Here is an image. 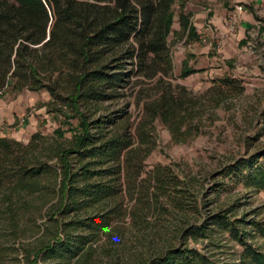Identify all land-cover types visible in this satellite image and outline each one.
<instances>
[{"label":"trees","instance_id":"16d2710c","mask_svg":"<svg viewBox=\"0 0 264 264\" xmlns=\"http://www.w3.org/2000/svg\"><path fill=\"white\" fill-rule=\"evenodd\" d=\"M185 5L0 0V95L46 91L49 111L71 133L64 139L61 126L27 142L0 136V264L8 241L30 234L38 245L20 248L31 264H91L98 249L106 264H219L215 253L229 241L240 249L236 264H264L254 243L256 235L264 239V220L212 209L194 175L145 165L158 144L156 124L176 135L192 114L184 109V88L171 85L169 37L196 35ZM198 71L185 62L178 76ZM215 81L242 92L229 76ZM258 158L212 174L220 180L211 192L225 189L224 178L264 190ZM150 214L162 218L161 226Z\"/></svg>","mask_w":264,"mask_h":264},{"label":"rangeland","instance_id":"374dc122","mask_svg":"<svg viewBox=\"0 0 264 264\" xmlns=\"http://www.w3.org/2000/svg\"><path fill=\"white\" fill-rule=\"evenodd\" d=\"M238 5L242 6L241 10L236 9ZM184 10L191 13L196 35L189 41L181 34L170 35L171 85L184 88V109L192 114L176 135L167 126L156 124L158 144L146 159V168L156 163L170 164L190 173L203 187L210 206H215L212 209L231 208L234 217L262 221L264 190L256 191L242 182L235 184L234 179L224 178L225 189L218 196L211 191L220 180L212 174L264 153V0H186ZM172 30H179L177 17ZM185 62L200 71L179 78ZM226 76L237 80L243 87L242 92L216 84L215 80ZM142 88L150 87L143 85ZM48 102L49 96L44 90H5L0 95V136L27 142L36 131L50 136L62 126L63 138L69 140L71 133L67 125L61 123V116L49 111ZM130 110L132 122L136 115L134 105ZM257 160L264 164L263 157ZM147 219L152 224L160 223L159 226L163 222L153 214ZM157 229L153 227L151 231ZM125 234L129 239L134 235L128 231ZM36 237L30 234L8 241L1 264H31L20 247L37 246ZM254 243L264 251L263 238L256 235ZM239 250L234 241H229L214 258L219 264H236ZM100 251L94 253L91 264L107 263V254L103 256Z\"/></svg>","mask_w":264,"mask_h":264},{"label":"built area","instance_id":"2783aa9c","mask_svg":"<svg viewBox=\"0 0 264 264\" xmlns=\"http://www.w3.org/2000/svg\"><path fill=\"white\" fill-rule=\"evenodd\" d=\"M241 8H242L241 5L236 6V9H238V10H241Z\"/></svg>","mask_w":264,"mask_h":264}]
</instances>
